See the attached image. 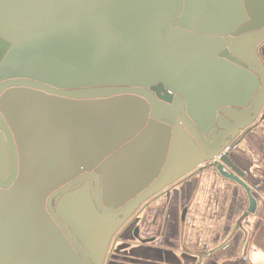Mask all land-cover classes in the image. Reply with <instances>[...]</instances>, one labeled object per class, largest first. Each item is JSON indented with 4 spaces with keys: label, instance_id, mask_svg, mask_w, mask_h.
I'll return each instance as SVG.
<instances>
[{
    "label": "crops",
    "instance_id": "obj_1",
    "mask_svg": "<svg viewBox=\"0 0 264 264\" xmlns=\"http://www.w3.org/2000/svg\"><path fill=\"white\" fill-rule=\"evenodd\" d=\"M56 1L0 0V84L32 78L80 94L123 86L146 87L155 78L195 102L197 118L202 110L244 106L261 90L255 73L215 60L213 56L210 62L213 70L204 79L197 73L180 75V67L188 63V56L176 55L182 63L171 70H166L161 59L157 61L159 70H155L145 66L122 39L124 53L153 78L126 62L114 50L113 43L97 48L110 51L106 60H87L98 66L107 61L115 66L124 62V73L107 71L106 75L102 72L90 75L79 58V52L89 47L77 41L71 46L50 30L57 22L63 23L74 15L89 14L65 9L68 0H59L60 6L55 8ZM185 2L188 5V0H184V5ZM206 3L210 9L207 6L201 9L200 2L197 7L186 6L182 23L190 28L196 29L201 24L204 28L199 27L200 30L221 31L215 34L216 43L221 38H235L264 28V0H207ZM226 3L229 5L225 7ZM233 3L237 6L231 8ZM171 10L167 11L170 16L165 24L157 28H164L177 14L176 8L174 12ZM190 14L192 18L188 19ZM218 14L220 17H216ZM107 20L111 21L109 17ZM112 40L119 46V40ZM240 50L264 69V38L242 43ZM5 93H8L6 97ZM143 109L134 101L123 105L72 103L27 92L23 87L0 92V115L13 134L25 141L23 150H28L23 154L24 179L20 182L25 186L13 199L27 211L33 223L32 242L26 250L24 219L19 214L13 215V219L8 217L6 214L11 210L0 211V251L5 250L0 264L17 260L36 264L43 253L42 246L47 243L52 244V253L48 255L51 264H79L74 262L71 249L53 223L40 218L44 191L53 183H59L60 189L66 187L70 183L69 174L77 171L75 165L83 167L87 155L99 158L110 145L111 136L119 138L124 131L131 132L136 125V111L141 113ZM237 141H241L240 145L231 151L230 158L245 174L244 181L255 200L248 215L247 192L211 170L191 180H182L172 190L170 199L165 195L156 202L154 199L145 202L123 225L118 223L122 219L107 218L96 211L93 189L85 185L86 191L82 189L81 195L69 198L62 219L98 264H264V101L256 122L231 145ZM7 142L0 130V176L5 177V183L9 180L8 172L12 173L14 168V156ZM155 144V139L147 141L114 166L113 170L117 169L114 181L107 191L111 192L110 203H117L145 183L144 176L151 174L153 164L159 159ZM136 229H139L138 237ZM83 263L92 264L88 258Z\"/></svg>",
    "mask_w": 264,
    "mask_h": 264
},
{
    "label": "water",
    "instance_id": "obj_2",
    "mask_svg": "<svg viewBox=\"0 0 264 264\" xmlns=\"http://www.w3.org/2000/svg\"><path fill=\"white\" fill-rule=\"evenodd\" d=\"M183 7L184 0H180L177 14L170 21L171 25L165 36L168 48L173 54L181 57L212 54L215 60L255 73L261 90L254 99L244 106L202 110L200 112L201 117L197 118L194 115L195 102H192L182 91H174L167 84L153 78L150 72L132 61L116 45H113L117 50L116 52L138 71L147 73L149 78L151 76L153 78L152 83H149L147 87L123 86L82 94L65 91L50 83L32 78L13 79L0 84V92L12 87H23L27 92L44 97H56L72 103L107 105L120 103L123 105L127 101H134L144 107L141 113L136 111V125L131 132L124 131L119 138L116 135L111 136L110 145L104 149L105 152L99 158L92 159L87 155L83 167L78 164L75 165L77 171L69 174L68 182L70 183L66 187L60 190L61 185L53 183L44 191L41 200V212L39 213L40 218L53 223L55 229L63 236L64 241L71 249L76 263L84 264V260L86 261L88 258L92 264H96L90 252L82 245L81 240L62 219V215L70 203L69 198L78 194L81 195L82 189L86 191L85 185L93 189V204L96 211L107 218L122 219L118 222L120 225L125 224L128 218L145 202L152 199L156 202L165 195L170 199L172 190L177 188L182 180H191L211 170L225 180L241 186L247 192L250 208L246 215L251 213L252 207L255 205L251 189L244 181L245 174L232 161L230 154L235 147L240 145L241 141H237L235 145H231V143L238 139L241 132L256 122L260 115L261 103L264 101V69L256 60L244 55L240 50L242 43L252 42V39L264 38V28L235 38H221L219 43L206 49L202 48L203 50L195 53L181 52L169 42V33L179 23L181 25ZM143 18L139 17L136 23L145 25L146 21ZM59 24L61 22H57L54 26ZM107 55L110 56V54ZM123 64L125 63L119 62L120 69H125ZM8 93H5L4 97ZM0 130L7 139L10 151L14 156V168L12 173L8 172L11 173L10 176L9 174L7 176L8 182L5 183V177L0 176V211L2 209L11 210L12 212L8 211L6 214L11 219L16 214L22 216L27 225L26 250H28L33 238V223L27 211L13 199V196L21 193L23 186H25L24 183L20 182L24 179L22 174L24 168L23 154L28 150H23L22 145L25 141L21 142L16 133L13 134L10 125L1 115ZM151 139H155V145L159 151V159L153 164L151 174L148 177L144 176L147 180L135 192L119 199L120 201L117 203H110L108 194L110 196L111 192L108 193L107 191L108 187L110 190L114 181L113 174L117 170H113L114 166L116 168L118 163L130 152L142 145L144 146ZM227 147H231L230 151L215 161L216 157ZM120 166L121 168L124 167L123 165ZM115 185L118 186L117 183ZM136 234L138 237L139 229H136ZM14 264H28V262L17 260Z\"/></svg>",
    "mask_w": 264,
    "mask_h": 264
},
{
    "label": "rangeland",
    "instance_id": "obj_3",
    "mask_svg": "<svg viewBox=\"0 0 264 264\" xmlns=\"http://www.w3.org/2000/svg\"><path fill=\"white\" fill-rule=\"evenodd\" d=\"M198 2H200L201 9L207 6L205 5L207 4V0H191V2L188 0V5L197 7ZM228 3L225 4V7L229 5ZM188 5L185 2L180 19L181 25L179 23L178 26L174 27L169 33V42L174 48L181 52L195 53L196 51L209 48L216 44L215 34L221 31L212 28L200 30L199 27L204 28V25L201 24H198L196 29L184 25L182 20L185 15L186 6ZM53 6H55V8L60 6L59 0H57ZM64 6L65 9L69 8L72 13L82 11L88 12L87 14H89V17L96 21L94 22L88 18L87 15H74L70 19L50 29L57 37L65 38L70 45L73 44V41H77L81 46L94 49L106 48V46L111 43H113L114 46L116 45V47L125 48V45L121 42L124 41L126 45L130 47L134 53H137L140 59L145 62V66H151V68L155 70H159L157 61L161 59H163L166 65V70H171L182 63L175 54L172 56V52L165 41V36L167 35L171 23L167 22L164 28H157L165 24L170 16L168 13L172 11L171 9H173V12L175 8L176 10L179 9L180 0H68ZM193 6H190V8L193 9ZM230 6L233 8L237 5L233 3ZM206 9L210 8L207 6ZM91 13L95 14L100 20L94 18ZM142 13L148 23L146 25L135 22L138 19L137 16L143 18ZM220 15L221 14H218L216 17H220ZM107 17H109L111 21H108ZM189 18H192L191 14L188 15V19ZM113 38H115L116 41L119 40V46L113 42ZM202 46L203 49L199 48ZM193 48H197L198 50ZM187 58V60H189L188 63L180 67L182 71L180 75L197 73L198 77L202 76L204 79L208 76V72H212L213 69L210 66V62H213L212 54H196L188 56ZM172 60L177 62L173 63ZM159 65H161V62ZM51 245V243H47L42 246L41 249L43 253L39 256V259H37L38 261L36 264L52 263L48 259V255L52 253L50 249ZM47 251L49 253L45 255ZM3 254H5V250L2 248V251H0V262L4 261ZM26 256L34 257L35 255ZM4 264H12V262H4ZM96 264L98 263L96 262Z\"/></svg>",
    "mask_w": 264,
    "mask_h": 264
},
{
    "label": "flooded vegetation",
    "instance_id": "obj_4",
    "mask_svg": "<svg viewBox=\"0 0 264 264\" xmlns=\"http://www.w3.org/2000/svg\"><path fill=\"white\" fill-rule=\"evenodd\" d=\"M115 51H117L115 48H114ZM114 52V51H112ZM107 54H111L110 51L108 49H101V50H98L97 48L94 49V48H88L87 50H85L84 52H79V58L81 59L82 61V66L85 67L87 69V73L88 74H93L94 72H96V74H98L99 72H102V74L106 75L107 74V71L108 72H117L119 74H122L124 73L122 69L118 70L116 67L119 68V66H115L114 64H111L110 61H107L106 63L98 66L97 65H94L92 62L94 61V59H103V60H106V57H110L108 56ZM113 56V55H112ZM111 56V57H112ZM78 58V59H79ZM89 59H92V62L90 63L88 60ZM89 62V63H87ZM97 68V69H95ZM118 70V71H116ZM104 71V73H103ZM121 71V72H120ZM116 74V73H115ZM89 75V76H90ZM90 78V77H88ZM147 87V86H146ZM79 94V93H78ZM82 94V93H80ZM61 190V189H60ZM59 191V190H58ZM136 233V232H135ZM3 256H5V254H3ZM4 264V263H3ZM14 264V262L12 263Z\"/></svg>",
    "mask_w": 264,
    "mask_h": 264
},
{
    "label": "built area",
    "instance_id": "obj_5",
    "mask_svg": "<svg viewBox=\"0 0 264 264\" xmlns=\"http://www.w3.org/2000/svg\"><path fill=\"white\" fill-rule=\"evenodd\" d=\"M230 149L231 147L225 148V150L219 156L216 157L215 161L221 159L226 153L230 151Z\"/></svg>",
    "mask_w": 264,
    "mask_h": 264
}]
</instances>
